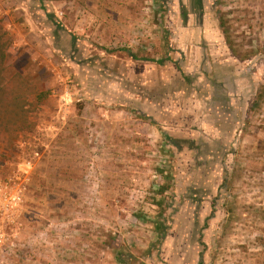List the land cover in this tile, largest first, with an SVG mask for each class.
Returning <instances> with one entry per match:
<instances>
[{"label": "rangeland", "instance_id": "rangeland-1", "mask_svg": "<svg viewBox=\"0 0 264 264\" xmlns=\"http://www.w3.org/2000/svg\"><path fill=\"white\" fill-rule=\"evenodd\" d=\"M205 2V40L144 0L125 41L104 0H0L6 76L48 96L0 148V264H264V0Z\"/></svg>", "mask_w": 264, "mask_h": 264}, {"label": "trees", "instance_id": "trees-1", "mask_svg": "<svg viewBox=\"0 0 264 264\" xmlns=\"http://www.w3.org/2000/svg\"><path fill=\"white\" fill-rule=\"evenodd\" d=\"M192 1L193 9L191 13L196 16L199 24L203 25L205 17L203 0ZM185 14L187 12H184V17ZM224 26V23L219 24V27L224 28ZM6 35L5 28L0 25V148L4 145L13 148L15 145L13 138L15 136L19 138L20 135L35 130L37 125L30 117L31 107L35 102L37 105L41 104L48 96L44 92L33 91L31 83L21 73H15L11 77L6 76V64L10 47ZM32 97L34 101L30 103ZM259 97H264V86L260 89ZM169 139L172 144L178 142L172 137H169ZM184 143L189 144L190 147L193 146L192 142L182 141L181 144ZM159 173L162 175L164 171L159 170ZM160 188L158 193H164L168 190V187ZM156 205L163 207V202L160 201ZM160 214H164L163 210ZM157 225L160 224L157 223ZM161 227H163L162 224Z\"/></svg>", "mask_w": 264, "mask_h": 264}, {"label": "crops", "instance_id": "crops-1", "mask_svg": "<svg viewBox=\"0 0 264 264\" xmlns=\"http://www.w3.org/2000/svg\"><path fill=\"white\" fill-rule=\"evenodd\" d=\"M205 1L206 0H203L204 14H205L204 18H206V15L208 12V7H207ZM143 3H144V0H104V7L101 6V11L104 10V13L106 14L105 26L109 25V27H111L112 29L121 28L122 29L121 35H122V38H125V41L128 40L127 39V37H128L127 32L128 31L129 32H135L134 31L135 28H137L139 31V32L137 31L135 36H137V34H140V36H142V37L145 36V32L143 31V28H145V26L147 24L149 25V19L150 18H146L147 14H146L145 10H147V8L144 7ZM100 5L96 4V7H95L96 9L92 11L93 14L94 13L98 14V12H99L98 7ZM181 7H182V5H181ZM189 12H190V9L187 8V14H185V17H184V23L187 24L186 30H188V28L194 29L197 27L194 25V20L197 21V19L195 18V15L189 14ZM181 15H182V19H183V14L181 13ZM159 16H161V13ZM178 20H180V19H178ZM178 20H177V22H178ZM153 24H154V22H153ZM200 27H201L200 33L202 34V37L205 40V38H206L205 33L208 32V34H210V29L212 28L211 22H209L208 19H204L203 20V26H200ZM140 29H142V31ZM131 34H133V33H131ZM129 35H130V33H129ZM184 43L185 42H179V45H178L179 49L178 50L180 52H182V49L185 45ZM200 43H201V37L195 35L193 37V42H191V44L186 43V45H190V46H187V48L191 47L193 50L194 49L199 50V49H201ZM163 88L166 90L167 87L164 85ZM177 92H179V91H173V94H175ZM163 130L165 132L166 131L172 132L173 128L171 126L169 127V125H168L167 127H163Z\"/></svg>", "mask_w": 264, "mask_h": 264}, {"label": "flooded vegetation", "instance_id": "flooded-vegetation-1", "mask_svg": "<svg viewBox=\"0 0 264 264\" xmlns=\"http://www.w3.org/2000/svg\"><path fill=\"white\" fill-rule=\"evenodd\" d=\"M187 8L190 9L189 14H192L191 13L192 12V9H193V1L192 0H188L187 5L185 7L184 6L182 7L181 13L183 14V18H184V12H187ZM195 18H196V16H195Z\"/></svg>", "mask_w": 264, "mask_h": 264}]
</instances>
